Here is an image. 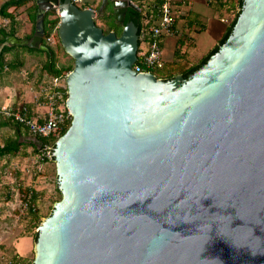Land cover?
Segmentation results:
<instances>
[{"label":"water","instance_id":"95a60500","mask_svg":"<svg viewBox=\"0 0 264 264\" xmlns=\"http://www.w3.org/2000/svg\"><path fill=\"white\" fill-rule=\"evenodd\" d=\"M121 33L72 0H35L73 59L67 129L49 150L60 199L36 228L32 264H264V0H242L226 40L186 76L133 68V0ZM36 142L34 137L30 138ZM38 146L40 144L38 143Z\"/></svg>","mask_w":264,"mask_h":264},{"label":"rangeland","instance_id":"374dc122","mask_svg":"<svg viewBox=\"0 0 264 264\" xmlns=\"http://www.w3.org/2000/svg\"><path fill=\"white\" fill-rule=\"evenodd\" d=\"M29 1L34 3L35 0ZM28 2L23 5H26ZM100 3L101 0H82L76 4L80 7L82 5L84 6V4L86 7H92L96 13L94 18L96 25L103 31H106L108 21H111V16L109 15L110 11L106 8L108 1L105 3L102 13L97 14V9ZM32 5L34 4H31L30 7H32ZM48 17H58L57 12H53V14H50ZM0 19L3 18L1 17ZM7 21V25L4 26L5 29H8L9 26V20L7 19ZM51 34V40L46 39L45 44L47 43L54 49L58 64L73 65V59L64 51L57 36V31L53 30ZM20 54L22 65H20L17 70L10 71L4 69L0 72V105H4L5 103L8 105H16L18 104L16 101H18V98L20 97L22 99H26V97L27 99H30L31 97L38 101H45L47 99L41 89L46 83H48L50 77L46 76L42 79L38 78L40 66L46 58L45 53L21 50ZM5 57L7 60L10 59L9 54ZM161 71L162 69L153 70L156 76L165 78ZM4 83H7L9 86L6 90L1 89V85ZM7 98L9 99L8 102L6 100ZM3 122H6L7 124H4ZM13 124L15 123L7 121L0 116V144L7 137L16 134ZM25 130V128L21 127L20 140L32 137L28 131ZM37 155L38 152L34 151L32 146L21 147L17 154L8 156L7 168L9 170L4 171L3 169V173L1 174L2 177L0 178V183L3 185L11 183L13 185V191L18 199V204L13 209L10 207L6 208L4 204H0V264H32L33 261V244L36 228L33 221L34 218L32 216V211L30 213L29 209H24L20 205L21 199H24L23 193H26L27 191L24 190L26 188H31L40 194V196L37 195V201H34L33 203L35 207L33 212L37 213L40 220L51 212L53 203L60 198V193L55 189L56 172L54 161H47V163H51V170H49L51 173H49L42 169L41 165L46 164V162L39 164L37 161ZM44 187L45 189H47V187L48 189L50 188L47 195L41 193V189H44ZM0 200L3 202V196H0ZM21 236H27L29 244L25 249V255L22 256L23 258H18L14 241Z\"/></svg>","mask_w":264,"mask_h":264},{"label":"crops","instance_id":"0c3cea01","mask_svg":"<svg viewBox=\"0 0 264 264\" xmlns=\"http://www.w3.org/2000/svg\"><path fill=\"white\" fill-rule=\"evenodd\" d=\"M4 1L0 0V4ZM145 1H147L146 5L148 6L152 4V0ZM31 4L32 1H29L26 5L9 8V11L15 17L14 35L17 38L28 37L32 32L34 24L30 18ZM171 4L176 11L175 32L172 35H165L161 40L164 58V66L161 73L164 74L165 78L178 73L183 74L189 68L200 64L202 59L214 47L218 46L227 27L240 10L238 0H171ZM8 88L7 83L1 85L2 90ZM18 99L16 102L28 104L34 113L40 116H43L47 110L46 100L38 101L31 97L30 99H27V97L26 99L21 97ZM6 100L8 102L9 99L7 98ZM4 105L8 104L5 103ZM8 158V156L0 158V178L2 177L3 169L4 171L9 170L7 168ZM41 167L44 171L49 172L51 163L46 162ZM12 186L11 183L7 185L0 183V196L4 198L3 202L0 200V204H4L6 208L10 207L11 209L18 204V199ZM49 190L50 188L48 189L47 187L45 189L44 187V189H41V193L47 195ZM37 195L40 196L34 190L35 201H37ZM14 244L18 258H23L25 249L29 244L28 237L21 236L14 241Z\"/></svg>","mask_w":264,"mask_h":264},{"label":"built area","instance_id":"2783aa9c","mask_svg":"<svg viewBox=\"0 0 264 264\" xmlns=\"http://www.w3.org/2000/svg\"><path fill=\"white\" fill-rule=\"evenodd\" d=\"M72 1L76 4L82 0ZM154 2L155 4H151L152 6L146 5L147 1L144 2L145 8L148 10L146 22L149 24L141 29L138 34L137 58L133 65L137 72L154 73L153 70L163 68L164 58L161 40L165 35H172L175 32L176 11L171 4V0H154ZM83 8L92 7L85 6ZM7 22V19H0V26L4 27ZM51 38L52 34L47 37V40H51ZM66 75L67 73L50 77L48 83L42 87L41 91L47 98V110L43 116L34 113L32 108L26 103L0 105V116L19 124L32 135L57 137L68 125V121H71V112L65 105L67 98ZM51 147V145H45L40 149L37 155L39 164L53 160L47 149ZM20 205L24 209L35 210L34 204L30 200L22 198Z\"/></svg>","mask_w":264,"mask_h":264},{"label":"trees","instance_id":"16d2710c","mask_svg":"<svg viewBox=\"0 0 264 264\" xmlns=\"http://www.w3.org/2000/svg\"><path fill=\"white\" fill-rule=\"evenodd\" d=\"M28 1L29 0H5L4 2H2L0 4V17L7 18L9 20L8 29H5V27L0 26V72L3 71L4 69L10 70V71L17 70L20 67V65H22L20 51L21 50H29V51L43 52L46 55L44 62L40 66L39 77H38L39 79H42L43 77H46V76H48V77L61 76L65 73H67L68 71H70L72 69L73 65L72 64H67V65L58 64L57 58H56V53H55L54 49L51 46H49L47 43L45 44V42H46L45 40L47 39V37H49L51 35L52 31L53 30L57 31V25L59 22V18L58 17H56V18H49L48 17L50 14H53L54 11L46 12L44 15V18H43L44 36L42 39V43L48 47V50H40L38 48L28 47L26 45L10 44L8 42V37L14 35V33H15L14 24L16 22L14 14L9 11V8H11V7L16 8L18 6L25 4ZM133 1L138 5V7L140 9L137 10V9L128 7L126 10L125 16H124V23H126L128 21H132L136 25L137 32L139 34L141 29L147 27V25L149 24L148 22H146V19L148 16V10H147V8H145V6H146L144 3L145 1H143V0H133ZM238 2H239V6L241 8L243 2H242V0H238ZM32 4H34V5H32V7L30 9L31 10L30 18L34 24L35 23V11H36L37 6H36L35 1ZM152 4L153 5L155 4L154 0L152 1ZM84 6H85V4H84ZM84 6L82 5L81 8H83ZM106 6H107L106 8H108V10L110 11L109 15L111 16V21H108V27H107V30L104 31V33H107L109 31L113 30L117 35H119L121 33L122 25L120 26L114 22V16H113V12H112L113 8H112L111 2L108 1ZM239 11H238V13H239ZM235 19H236V17L231 21V23L227 27L223 37L221 38V40L218 44V46L220 44H222L226 40L228 35L230 34L232 27L235 23ZM33 29H34V26L32 28V32L29 34V36L33 33ZM138 44H139V42H138ZM218 46L214 47L202 59V61L200 63L206 61V59L218 49ZM7 54L10 55V59H8V60L5 57ZM198 65H195V66L189 68L187 71H185L183 73V75L186 76L188 73L192 72ZM167 77H172V76H167ZM7 121H9V120H7ZM3 123L7 124L6 122H3ZM69 124H70V121H68V125L60 132L59 135H61L67 129ZM13 126H14L16 134L14 136L7 137L0 144V158L3 156H11V155L17 154L21 147H25V146H29V145L32 146L34 151L39 152L40 149L45 145L53 146L55 140L59 136L58 135L57 137H50V136L45 137V136L32 135L28 130H25V131H28V133L36 139V142H33L30 138H28V139L24 138V139L20 140L21 126L17 123L13 124ZM38 143L40 144V146H38ZM56 190L59 192L57 186H56ZM24 191H26V193H23L24 199L30 200V202L34 203V201H35L34 190L31 188H26ZM29 211L31 213L30 208H29ZM32 216L34 218L33 221L35 224V228H37V226L39 225L41 220L37 216L36 212L32 211ZM34 236H35V240H36L37 232H35Z\"/></svg>","mask_w":264,"mask_h":264}]
</instances>
